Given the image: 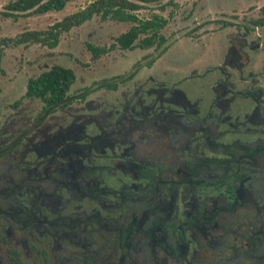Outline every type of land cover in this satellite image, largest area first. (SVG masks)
<instances>
[{
  "label": "flooded vegetation",
  "instance_id": "af4514ba",
  "mask_svg": "<svg viewBox=\"0 0 264 264\" xmlns=\"http://www.w3.org/2000/svg\"><path fill=\"white\" fill-rule=\"evenodd\" d=\"M246 46H230L207 101L152 77L103 81L96 100L73 107L70 87L64 106L0 129V264H23L18 246L40 264H264V73L245 69Z\"/></svg>",
  "mask_w": 264,
  "mask_h": 264
},
{
  "label": "rangeland",
  "instance_id": "374dc122",
  "mask_svg": "<svg viewBox=\"0 0 264 264\" xmlns=\"http://www.w3.org/2000/svg\"><path fill=\"white\" fill-rule=\"evenodd\" d=\"M8 1L0 0V12ZM90 1L92 0H74L59 12L32 15L19 18L17 21L0 16V38L13 37L25 29L44 30L65 15L84 7ZM175 2L177 8L173 11L171 7H167L164 12H161L156 4H152L147 9L137 12L139 18L149 17L150 14L167 18L170 11L174 12L172 19L161 31L167 39L165 45H168V48L158 58L161 49L157 50L154 47L132 51L116 48L92 61L87 44L108 48L113 42L112 38L126 31L130 26L126 23L101 21L98 17H93L80 27L63 33L54 49H48L39 44L5 49L0 64L2 69V73L0 72V129L2 133L20 129L21 126H17V122L21 123L22 118L25 117L32 119L42 111L43 104L38 99L23 96L27 80L37 76L51 65H60L74 70L76 81L69 92L72 98H76L72 101L73 107L81 106L85 100H96V96L102 93L101 89L96 90L94 87L103 81L118 85L119 91L122 89L126 91L132 90L134 84L143 87L152 83L148 82L149 77L167 87L181 90L192 101L196 98L203 102L207 101L209 87L214 84V79L224 74L221 68L228 49L230 46L237 47L244 42L252 46L250 48L246 46L242 50L248 56L245 69L264 73V26L254 28L250 24L251 20L261 17L259 9L264 4V0H175ZM245 28L252 31L247 34ZM151 61L153 63L148 67L147 63ZM135 70L138 72L133 79H128L127 76ZM230 71V68L227 69V72ZM246 72L243 74L245 75ZM119 76L122 77L119 78ZM122 78L124 79L121 80ZM119 91L110 95L119 96ZM85 93L88 95L84 100L78 99ZM94 104L96 101L92 103ZM65 116L67 112L63 109L44 115L50 118L49 124L56 122L53 117ZM27 158L32 160L33 155L29 154ZM9 163L13 164L14 161L8 159L5 167L1 166L4 169L2 175L5 176L4 184H2L8 188L7 194H4L7 199L3 200V203L7 204H10L13 198H18L17 190L10 187ZM19 234L18 231L16 235ZM36 236L37 233L34 230L26 234L28 244L33 243L37 246ZM42 244L51 263L56 262L54 255H62L65 262L70 257V253H60L59 250L50 251L44 236ZM17 249L23 264H32L33 261L35 264L42 262L41 255H37L36 252L28 254L26 251L23 252L20 246ZM2 257L9 263L5 258V252H2ZM8 257L12 258L11 255Z\"/></svg>",
  "mask_w": 264,
  "mask_h": 264
},
{
  "label": "trees",
  "instance_id": "16d2710c",
  "mask_svg": "<svg viewBox=\"0 0 264 264\" xmlns=\"http://www.w3.org/2000/svg\"><path fill=\"white\" fill-rule=\"evenodd\" d=\"M72 1L74 0H9L2 7L0 16L17 21L19 18L32 15L59 12ZM152 4H156L157 9L161 12H164L167 7H171L172 11L177 8L175 0H92L81 9L65 15L61 20L52 23L44 30L25 29L13 37L0 38V64L5 49L21 45L27 47L33 44L54 49L63 33L80 27L93 17H98L101 21L126 23L130 26L126 31L113 37V42L108 48L87 44L86 47L92 61L116 48L122 51H132L154 47L157 50L161 49L158 58L168 48V45H165L167 39L161 34V31L172 19L174 12L170 11L167 18L158 14L139 18L137 12L141 9H147ZM259 12L261 17L250 21L253 27L264 26V4ZM225 25L229 24L226 23ZM248 31H252V29ZM153 61L148 62L147 66L150 67ZM0 72L2 73L1 66ZM74 80L75 75L71 69L53 65L39 75L28 79L23 97L38 99L43 104L44 109L64 106L67 102V93ZM16 261L19 262V259Z\"/></svg>",
  "mask_w": 264,
  "mask_h": 264
},
{
  "label": "crops",
  "instance_id": "0c3cea01",
  "mask_svg": "<svg viewBox=\"0 0 264 264\" xmlns=\"http://www.w3.org/2000/svg\"><path fill=\"white\" fill-rule=\"evenodd\" d=\"M65 7H66V6H65ZM65 7H64V8H65ZM80 9H81V8H80ZM21 46H22V45H21ZM30 46H31V45H30ZM24 47H25V46H24ZM51 66H53V65H51ZM51 66H50V67H51ZM50 67H49V68H50ZM62 67H63V66H62ZM64 68H66V67H64ZM68 69H71V68H68ZM46 70H47V69H46ZM44 71H45V70H44Z\"/></svg>",
  "mask_w": 264,
  "mask_h": 264
}]
</instances>
